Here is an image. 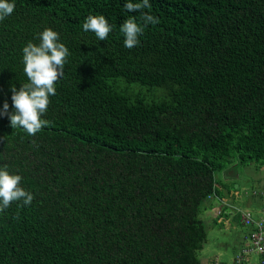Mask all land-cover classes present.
I'll return each instance as SVG.
<instances>
[{
  "label": "trees",
  "instance_id": "16d2710c",
  "mask_svg": "<svg viewBox=\"0 0 264 264\" xmlns=\"http://www.w3.org/2000/svg\"><path fill=\"white\" fill-rule=\"evenodd\" d=\"M9 2L0 109L14 110L38 33H59L70 55L49 126L33 137L0 117V166L34 196L0 213V264H203L202 211L228 199L220 222L240 221L229 199L243 192L217 174L264 167V0H149L155 25L127 0ZM90 15L112 27L106 41L84 32ZM130 17L143 27L132 49Z\"/></svg>",
  "mask_w": 264,
  "mask_h": 264
},
{
  "label": "clouds",
  "instance_id": "9594fccd",
  "mask_svg": "<svg viewBox=\"0 0 264 264\" xmlns=\"http://www.w3.org/2000/svg\"><path fill=\"white\" fill-rule=\"evenodd\" d=\"M149 0L132 2L127 0L124 9L129 13H139L143 25H155L158 18L144 13L150 8ZM15 4L9 0H0V21L13 14ZM84 32H92L99 41H106L112 27L103 15L88 16L83 23ZM124 36V46L132 49L139 45V36L143 27L137 23L135 17H130L121 25ZM39 44L29 42L23 48L24 74L27 82L17 89L13 86L12 111L5 101L0 109V117H6L13 129H22L29 136H35L43 127L49 126L51 121L43 119L50 104V96L56 95V83L64 76L69 49L59 42V33L47 28L37 34ZM20 175L10 174L7 165L0 166V213L8 209L13 202H22L20 206H30L34 196L23 189Z\"/></svg>",
  "mask_w": 264,
  "mask_h": 264
},
{
  "label": "rangeland",
  "instance_id": "374dc122",
  "mask_svg": "<svg viewBox=\"0 0 264 264\" xmlns=\"http://www.w3.org/2000/svg\"><path fill=\"white\" fill-rule=\"evenodd\" d=\"M217 177L222 180L226 178L228 182L234 184V187L243 192L241 197H236L234 201L229 199V202L232 203L230 205L244 210L251 209V206L255 204L256 198L252 196V193L264 187V167L258 168L255 164L242 165L236 161L223 173L217 174ZM223 200L228 201V199ZM222 204L221 201L217 200L213 210L205 209L201 214L208 230L205 247L199 252L203 264H209L214 258L219 259L221 264H233L235 255L240 250L239 247L246 244L245 233L247 228L240 221L227 219L226 222H220L222 219L218 218V209L223 206ZM215 218H218L221 224H215ZM251 259L252 263L256 264L260 260V256L253 253Z\"/></svg>",
  "mask_w": 264,
  "mask_h": 264
},
{
  "label": "built area",
  "instance_id": "2783aa9c",
  "mask_svg": "<svg viewBox=\"0 0 264 264\" xmlns=\"http://www.w3.org/2000/svg\"><path fill=\"white\" fill-rule=\"evenodd\" d=\"M257 199L264 200V189L254 191ZM223 201L225 204L226 201ZM230 207L238 213L243 226L247 228L245 234L246 244L238 251L234 263L235 264H255L252 263L251 256L256 253L260 256V260L256 264H264V203L258 207L251 209H240L234 205ZM235 214L237 215V213ZM222 214V207L218 209V215ZM222 219V217H220Z\"/></svg>",
  "mask_w": 264,
  "mask_h": 264
},
{
  "label": "crops",
  "instance_id": "0c3cea01",
  "mask_svg": "<svg viewBox=\"0 0 264 264\" xmlns=\"http://www.w3.org/2000/svg\"><path fill=\"white\" fill-rule=\"evenodd\" d=\"M225 180H226V178H225ZM236 188V187H235ZM262 189H264V187H262L260 190H258V191H261ZM237 194V193H236ZM238 195V194H237ZM242 195V194H241ZM241 195H239V197H241ZM238 197V198H239ZM255 203V204H254ZM254 206H251V208H255V207H257V206H260V205H262L263 203H264V200L263 199H257L256 198V201H254Z\"/></svg>",
  "mask_w": 264,
  "mask_h": 264
}]
</instances>
